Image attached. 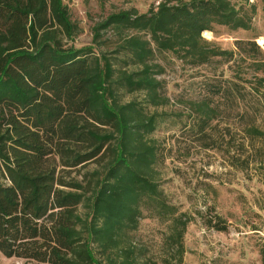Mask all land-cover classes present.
<instances>
[{"label":"trees","instance_id":"16d2710c","mask_svg":"<svg viewBox=\"0 0 264 264\" xmlns=\"http://www.w3.org/2000/svg\"><path fill=\"white\" fill-rule=\"evenodd\" d=\"M215 24L251 27L248 13L231 0H160L143 13L135 8L110 13L93 27L92 43L76 47L71 41L79 28L63 0H0L3 256L46 264H150L152 258L132 237L145 209L167 223L159 261L182 263L190 219L160 188V148L147 137L159 116L148 105L168 101L158 77L164 67L155 55L172 53L197 67L215 58L229 63L237 54L260 72L252 84L264 85V43L238 39L236 51L222 49L202 36ZM104 31L114 45L96 52ZM205 88L228 98L239 85L225 79L207 81ZM262 88L250 89L261 103ZM133 93L143 98L124 99ZM208 98L190 105L194 139L205 148L214 146L206 139H236L229 126L220 137L211 134L218 103ZM247 113L245 108L239 118ZM253 138L264 139V131L250 123L241 139ZM89 163L99 167L80 179L71 176Z\"/></svg>","mask_w":264,"mask_h":264},{"label":"rangeland","instance_id":"374dc122","mask_svg":"<svg viewBox=\"0 0 264 264\" xmlns=\"http://www.w3.org/2000/svg\"><path fill=\"white\" fill-rule=\"evenodd\" d=\"M160 0H63L71 19L77 23L78 32L72 44L76 47L92 43L93 27L110 13L135 8L143 13ZM240 10L250 16L249 29L232 30L215 24L202 36L222 49L235 50L238 39L255 40L262 46L264 41V0H231ZM109 31L98 38L94 50L111 51L113 43ZM148 38V35H146ZM113 39V38H111ZM113 41V40H110ZM229 63L215 58L208 64L197 67L184 65L172 53L155 55V61L164 67L158 77L164 83V105H148L149 112L158 113L156 129L148 139H153L160 148L157 178L160 188L171 203L188 214L189 222L183 236L185 252L181 264H264V139H241L242 129L253 124L264 131V102L250 91L263 83L254 82L256 72L248 60ZM237 75L243 81L238 80ZM237 81L239 91L227 97L211 94L205 88L207 81ZM240 81V82H239ZM243 87V90H242ZM208 95V103L217 105L218 116L212 120L210 132L220 137L226 126L236 139H206L214 146L203 147V140L194 139L195 114L192 102ZM141 100V93H133L124 99ZM247 108L244 119L239 113ZM99 166L89 163L84 168L73 170L71 176L81 178L86 170ZM78 211H86L82 205ZM217 227H224L223 229ZM167 232V223L143 210L134 240L146 250L150 264L164 255L162 245ZM0 264H46L33 260L5 257L0 253Z\"/></svg>","mask_w":264,"mask_h":264},{"label":"water","instance_id":"95a60500","mask_svg":"<svg viewBox=\"0 0 264 264\" xmlns=\"http://www.w3.org/2000/svg\"><path fill=\"white\" fill-rule=\"evenodd\" d=\"M263 43H264V41H263Z\"/></svg>","mask_w":264,"mask_h":264}]
</instances>
